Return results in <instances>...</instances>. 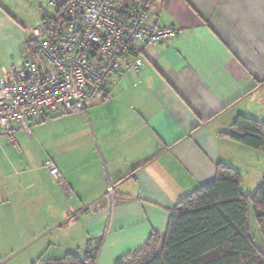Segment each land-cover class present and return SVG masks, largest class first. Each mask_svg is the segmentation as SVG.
Returning a JSON list of instances; mask_svg holds the SVG:
<instances>
[{
  "label": "crops",
  "instance_id": "1",
  "mask_svg": "<svg viewBox=\"0 0 264 264\" xmlns=\"http://www.w3.org/2000/svg\"><path fill=\"white\" fill-rule=\"evenodd\" d=\"M53 14L39 0H0V77L31 47L27 28ZM151 14L182 32L137 43L104 101L30 119L18 148L0 131V253L21 256L12 264L96 248L94 264H115L163 235L218 164L240 173L243 194L264 180V152L233 138L239 116L264 122V0H157Z\"/></svg>",
  "mask_w": 264,
  "mask_h": 264
},
{
  "label": "built area",
  "instance_id": "2",
  "mask_svg": "<svg viewBox=\"0 0 264 264\" xmlns=\"http://www.w3.org/2000/svg\"><path fill=\"white\" fill-rule=\"evenodd\" d=\"M55 12L66 0H39ZM157 0H67V19L59 32L44 16L27 28L31 47L19 66L0 77V131L17 146L15 132H30L29 120L85 113L104 101L106 86L122 70L124 58L137 43L157 47L182 31L152 22ZM141 61L133 67L139 71ZM44 167L55 179L62 175L52 161ZM107 198L112 200V188Z\"/></svg>",
  "mask_w": 264,
  "mask_h": 264
},
{
  "label": "trees",
  "instance_id": "3",
  "mask_svg": "<svg viewBox=\"0 0 264 264\" xmlns=\"http://www.w3.org/2000/svg\"><path fill=\"white\" fill-rule=\"evenodd\" d=\"M66 1L51 17L56 32L67 19ZM234 128L239 133L235 140L264 152V122L239 116ZM240 185L235 168L218 164L212 182L176 203L163 235L152 233L143 247L115 264H264V251L255 245L248 222L251 207L264 239V180L248 194ZM97 252L93 249L84 257L70 252L33 264H94Z\"/></svg>",
  "mask_w": 264,
  "mask_h": 264
},
{
  "label": "rangeland",
  "instance_id": "4",
  "mask_svg": "<svg viewBox=\"0 0 264 264\" xmlns=\"http://www.w3.org/2000/svg\"><path fill=\"white\" fill-rule=\"evenodd\" d=\"M248 222H249L250 233L254 240L255 245L264 251V239L260 232V229L258 228L255 213L251 207L248 212ZM20 257L21 256H18L16 253H11L10 251H8L6 254L0 253V264H5L7 262L12 264L16 261H19L21 259Z\"/></svg>",
  "mask_w": 264,
  "mask_h": 264
}]
</instances>
